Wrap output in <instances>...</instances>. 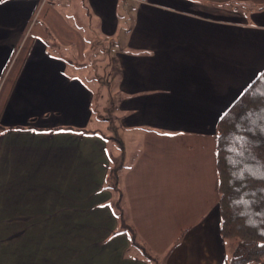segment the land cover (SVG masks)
<instances>
[{
    "label": "crops",
    "instance_id": "1",
    "mask_svg": "<svg viewBox=\"0 0 264 264\" xmlns=\"http://www.w3.org/2000/svg\"><path fill=\"white\" fill-rule=\"evenodd\" d=\"M50 2L0 0V264H224L217 124L264 71V0ZM104 40L112 133L80 74Z\"/></svg>",
    "mask_w": 264,
    "mask_h": 264
},
{
    "label": "trees",
    "instance_id": "2",
    "mask_svg": "<svg viewBox=\"0 0 264 264\" xmlns=\"http://www.w3.org/2000/svg\"><path fill=\"white\" fill-rule=\"evenodd\" d=\"M264 71L223 114L217 124V170L221 234L234 239V250L224 264L264 260ZM120 167H112L107 184L117 192L114 203L120 230L155 262L126 218L118 185ZM186 232L184 230L181 236ZM158 264V263H157Z\"/></svg>",
    "mask_w": 264,
    "mask_h": 264
},
{
    "label": "rangeland",
    "instance_id": "3",
    "mask_svg": "<svg viewBox=\"0 0 264 264\" xmlns=\"http://www.w3.org/2000/svg\"><path fill=\"white\" fill-rule=\"evenodd\" d=\"M42 1L44 3H42L39 6L37 13L35 15V19H34V20H38V23H40L41 19L43 20V18L45 17V13L47 10L46 4L51 3L50 0H42ZM33 26H34V24L30 28L29 33L32 32ZM108 42H109L108 40H104L103 44H102V42L98 43L100 45V47L97 49V54H93V51L90 47L87 49V52L85 54L86 65L84 66L85 67V69L83 71L84 74L82 72H80V74H81V77H84L85 82H87L89 85H91V87L94 91V94L96 96V98L94 100V104H93V107L95 110V116L93 118L92 126L97 127L101 131L112 133L113 131H117V130L114 129L115 126L113 125V118H112V109L113 108H112V101H111L112 99L110 98V93H109L110 91L108 88H103L102 94L99 95L100 91L98 92L96 87L93 86L92 81L94 79L91 78L92 76L95 77L96 75L103 76V75H105V73H107V72L104 73L103 69L107 67L106 65L109 62L108 58L112 54H114L113 45L108 44ZM53 51L55 53L57 52L58 55H65V56L67 55V57H69L75 61H77V59H79V56L77 55V53L75 51H70V52H75V54L69 55V54H67L68 50L65 49L64 47H56V48H54ZM74 71L76 73V67H70L68 70L69 73L70 72L74 73ZM8 72H9V67L5 72V77L7 76ZM108 84H111V82H107L106 86H109ZM101 90H102V88H101ZM101 116L103 117L102 121H100V119H99V117H101ZM113 135L117 136L116 134H113ZM119 135H121V134H119ZM124 143L128 148V143H126V142H124ZM127 152L129 153V150ZM27 219L28 218H25V220H23V221H26ZM21 226H22V224H19V228ZM18 229L15 231L9 232L10 237L14 238L16 235V232L19 231ZM27 232L28 231H24L23 233L26 234ZM36 233H39V232H36ZM42 233H44V232H42ZM227 241L229 244L230 243L235 244L234 239H228Z\"/></svg>",
    "mask_w": 264,
    "mask_h": 264
},
{
    "label": "snow or ice",
    "instance_id": "4",
    "mask_svg": "<svg viewBox=\"0 0 264 264\" xmlns=\"http://www.w3.org/2000/svg\"><path fill=\"white\" fill-rule=\"evenodd\" d=\"M252 84H253V82L250 81L249 84L246 86V89L244 91L251 90L252 89ZM262 95H264V93H262Z\"/></svg>",
    "mask_w": 264,
    "mask_h": 264
}]
</instances>
